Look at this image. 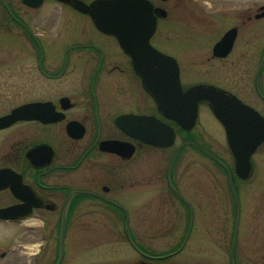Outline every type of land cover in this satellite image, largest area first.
<instances>
[{"label":"flooded vegetation","instance_id":"obj_1","mask_svg":"<svg viewBox=\"0 0 264 264\" xmlns=\"http://www.w3.org/2000/svg\"><path fill=\"white\" fill-rule=\"evenodd\" d=\"M71 1L0 0V120H9L0 123V264H197L191 255H182L192 234L188 229L192 221V230L195 202L173 181L179 155L186 147L195 148L191 131L159 112L117 40L100 32ZM147 1L156 17L150 44L175 59L185 91L191 86L181 80L185 57L180 49L165 50L162 41L154 39L162 27L168 31L180 18L189 28L190 7L181 9L182 0ZM64 6L72 16L86 19L88 31L73 29ZM260 7L255 14L248 7L236 10L231 15L237 23L227 30L235 28L238 37L241 26L264 19L256 18L264 11ZM37 16L38 27L32 24ZM68 37L73 39L62 40ZM227 57H214L211 48V59ZM263 71L264 67L257 78L260 95L256 73L252 87L264 102ZM201 105L210 112L208 104ZM22 107L28 109L26 117L10 122ZM171 130L173 142L167 145ZM176 139L179 143L159 184V151L168 157ZM200 150L211 161L219 160L208 149ZM149 152L155 168L139 170L137 177L136 168ZM251 164L247 179L237 178L234 169L233 176L249 181ZM233 186L238 201L228 187L231 206L240 209L239 189ZM175 208L186 215L187 227L179 236L162 232L173 224L168 215ZM38 217L45 220L44 226H29ZM158 236L178 243L159 251ZM36 241L42 242L40 250L28 255L24 245ZM106 241L122 242L126 249L94 247ZM235 251L236 245L234 255Z\"/></svg>","mask_w":264,"mask_h":264},{"label":"rangeland","instance_id":"obj_2","mask_svg":"<svg viewBox=\"0 0 264 264\" xmlns=\"http://www.w3.org/2000/svg\"><path fill=\"white\" fill-rule=\"evenodd\" d=\"M182 1L181 9L190 7L186 8L190 12V27H185L183 23H188L180 18V23L175 22L172 29L167 31L166 26L162 27L154 41H162L160 44L165 50L180 49L178 53L182 58L185 57L181 60L183 84H213L225 88L264 115V102L258 98L252 87V78L257 72L264 50V19L241 26L233 51L226 59L210 58L213 44L229 27L237 23V18L232 17L235 11L248 7L251 13L255 14L258 7L264 5V0ZM190 3H195L196 6ZM62 9L66 10L69 24L74 25L73 29L83 30L84 27V30L88 31L89 23L86 19L72 16L65 6ZM38 18L39 16L32 18V24L36 27L39 25ZM96 38L95 35L94 39ZM72 39L68 37L62 40ZM182 48H187L186 52L182 51ZM14 51L16 52L15 49ZM260 78L264 89V71ZM190 135L200 149H208L219 157V161L232 175L233 184L239 189L242 207L239 209L235 264H264V145L258 148L251 158L253 176L249 181H240L233 176V160L227 148L224 130L205 105L199 107L198 118ZM178 143L179 140L176 139L166 158H163L164 151H159V184L165 179L163 175L167 161ZM150 156L151 152L144 156L146 161L136 168L137 177L141 175L140 171L147 173L154 170V158L150 159ZM173 181L196 206L191 238L182 255H191L192 262L197 264H230L228 250L235 222V209L231 206L232 198L222 168L203 156L200 150L186 147L179 155ZM168 216V220L174 218V222L165 225L164 228L168 226L169 229L162 232H172L173 235L179 236L181 229L183 231V228L185 230L187 227L185 213L181 208H175ZM160 236L162 237V234ZM160 236L155 240V248L159 251L170 249L172 244L178 243L176 240H167L164 236L162 239ZM94 247L126 249L122 242L108 241L106 245Z\"/></svg>","mask_w":264,"mask_h":264},{"label":"water","instance_id":"obj_3","mask_svg":"<svg viewBox=\"0 0 264 264\" xmlns=\"http://www.w3.org/2000/svg\"><path fill=\"white\" fill-rule=\"evenodd\" d=\"M71 4L78 11L89 15L99 31L116 38L122 50L131 57L133 69L140 76L143 88L154 97L159 112L165 117L175 120L183 129L190 130L197 118L198 103L207 102L213 116L224 127L227 142L234 157L236 175L241 179H246L250 175V158L264 141V118L252 107L221 89L195 85L185 91L181 90L176 61L172 57L163 55L149 43L156 28V17L153 15L152 5L147 0H95L89 5L79 0H72ZM261 16H264V12L257 17ZM235 39L236 29L233 28L214 45L213 55L219 58L226 57ZM263 65L264 53L255 78L258 94L256 80ZM26 110L25 107L16 109L10 116V122L19 117H26ZM2 122L7 123L9 120L2 119L0 123ZM173 137L172 131H169L168 145L173 142ZM147 142H151L150 138ZM219 164L222 165L220 162ZM227 172L230 188L237 204L231 176L228 170ZM238 219L239 209L237 208V220L230 251L231 264H233Z\"/></svg>","mask_w":264,"mask_h":264},{"label":"clouds","instance_id":"obj_4","mask_svg":"<svg viewBox=\"0 0 264 264\" xmlns=\"http://www.w3.org/2000/svg\"><path fill=\"white\" fill-rule=\"evenodd\" d=\"M44 224H45V220L43 218L38 217V218L32 220L29 226L35 225V226L43 227ZM41 243L42 242H40V241H36V242L31 243V244H25L24 248L28 250L27 254L33 255V254H35V252H38L40 250Z\"/></svg>","mask_w":264,"mask_h":264},{"label":"trees","instance_id":"obj_5","mask_svg":"<svg viewBox=\"0 0 264 264\" xmlns=\"http://www.w3.org/2000/svg\"><path fill=\"white\" fill-rule=\"evenodd\" d=\"M224 172V171H223ZM225 173V172H224Z\"/></svg>","mask_w":264,"mask_h":264}]
</instances>
